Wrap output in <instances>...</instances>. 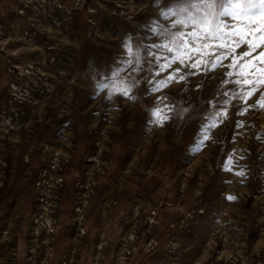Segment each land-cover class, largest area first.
<instances>
[{
	"label": "rangeland",
	"instance_id": "1",
	"mask_svg": "<svg viewBox=\"0 0 264 264\" xmlns=\"http://www.w3.org/2000/svg\"><path fill=\"white\" fill-rule=\"evenodd\" d=\"M247 3L0 0L5 264H264Z\"/></svg>",
	"mask_w": 264,
	"mask_h": 264
},
{
	"label": "snow or ice",
	"instance_id": "2",
	"mask_svg": "<svg viewBox=\"0 0 264 264\" xmlns=\"http://www.w3.org/2000/svg\"><path fill=\"white\" fill-rule=\"evenodd\" d=\"M201 2L206 3V6L209 8V11L206 13V16H213L214 17L213 9L215 7H217V6H219L223 2V0H201ZM234 7L240 8L241 5L240 4H236V5H234ZM247 9H248L249 12H251L252 10H257L258 14L261 16V18H264V0H248ZM223 14L225 16H227V15L230 14V12L229 11H225ZM206 22L210 23V21H206ZM245 55H250V53H245ZM260 55L264 56V53H261ZM192 67L195 68L196 64H192ZM181 79H183V77H181ZM245 83L247 84V83H250V82L249 81H245ZM120 91L124 95H128L129 94L127 89H121ZM251 95H252V93L248 92L246 94V96H245V99L247 97H250ZM260 106L264 107V100H262L260 102ZM154 115L159 118L161 116V112L160 111H156L154 113ZM221 115H227V112L221 113ZM207 138L208 137L205 135L204 139L207 140ZM240 174L242 175L243 173H240ZM229 199H233V197H229Z\"/></svg>",
	"mask_w": 264,
	"mask_h": 264
},
{
	"label": "bare ground",
	"instance_id": "3",
	"mask_svg": "<svg viewBox=\"0 0 264 264\" xmlns=\"http://www.w3.org/2000/svg\"><path fill=\"white\" fill-rule=\"evenodd\" d=\"M5 246H6L5 244L0 245V250H2L0 251V264H5L9 261V257L6 255V252L3 250Z\"/></svg>",
	"mask_w": 264,
	"mask_h": 264
},
{
	"label": "crops",
	"instance_id": "4",
	"mask_svg": "<svg viewBox=\"0 0 264 264\" xmlns=\"http://www.w3.org/2000/svg\"><path fill=\"white\" fill-rule=\"evenodd\" d=\"M34 257H37V255H34Z\"/></svg>",
	"mask_w": 264,
	"mask_h": 264
}]
</instances>
